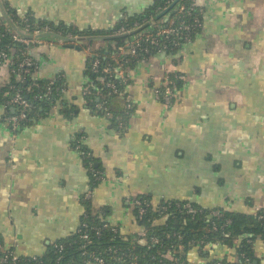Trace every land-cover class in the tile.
Returning a JSON list of instances; mask_svg holds the SVG:
<instances>
[{"label": "crops", "instance_id": "0c3cea01", "mask_svg": "<svg viewBox=\"0 0 264 264\" xmlns=\"http://www.w3.org/2000/svg\"><path fill=\"white\" fill-rule=\"evenodd\" d=\"M2 1L14 24L13 17L31 16L55 29L108 34L154 3ZM196 2L202 25L191 40L126 66L120 97L129 100V113L116 105L119 110H113L109 102L113 115L123 117L122 128L83 94L90 87L87 42L46 36L30 47L31 78L60 80L61 95L15 130L0 120V251L40 257L73 236L88 213L141 242L134 202L142 196L154 206L172 200L249 216L264 210V0ZM11 61L9 56L0 65V89L10 81ZM177 75V91L167 105L155 88ZM86 159L102 172L96 183ZM249 243L254 264H264V239L258 235ZM238 244H192L185 260L234 264Z\"/></svg>", "mask_w": 264, "mask_h": 264}, {"label": "trees", "instance_id": "16d2710c", "mask_svg": "<svg viewBox=\"0 0 264 264\" xmlns=\"http://www.w3.org/2000/svg\"><path fill=\"white\" fill-rule=\"evenodd\" d=\"M170 1L171 0H154L153 5L144 13L136 14L120 21L112 30H108L109 34H112L113 30H116L120 25L131 27L132 23L135 21H145L150 17L154 18ZM6 10L9 14L10 10ZM168 14L169 13H166L164 16L154 20L160 21L166 18ZM12 19L15 20L17 29H21V27L26 24L29 25L31 30L45 25L54 29V24L37 21L31 16L13 17ZM4 26L0 27V53L2 51H7L8 55L11 56L14 61L10 65V70L13 69V71L11 70L10 81L0 89V104L8 101L16 91H19L23 98L32 104V107L27 110L28 119L22 121L20 123V125H22L27 123L36 113H41L55 103L61 95V82L60 80L53 82L50 86V94L45 95L47 82H35L31 78L33 68L26 75H23L22 72L19 74L17 65L22 58V54L17 51L19 45L12 41L11 34L5 30ZM55 30L62 34L72 31L78 35L108 34L107 31L79 32L74 27L66 28L63 26H58ZM196 33H193L191 38H193ZM130 36L131 35H127L112 40L94 41L103 42L102 44H104L103 47L96 50L97 56L102 59V62H106L109 60L107 54L113 52V49L109 47V45H121L124 40ZM94 42L87 43L93 44ZM134 61L135 60H131L129 64ZM100 74L99 72L88 70V84L90 88L93 86L102 87L99 85L98 80ZM123 87L124 84L119 85V89L122 90ZM89 99L90 101H95L94 97ZM14 112L15 111H13L10 106H6L4 115ZM138 199L149 201V199L144 196ZM173 202L174 201L170 200L171 206L166 213H156L148 208V211L143 216L137 218L139 225L146 230L147 238L151 235L155 236L158 239L157 243L139 242L137 240L132 241L122 236L118 229L117 232H113L110 229H101V234L99 235L94 234L93 230H88L90 242L84 247H82L83 241L79 237V232H76L67 239L57 241V244H62L61 251H57L55 247L57 244H52L40 257L36 259L21 257L18 264H85L86 261L91 259V253L103 257L108 264H117L111 259L112 253L109 250L111 247L117 248L119 253L125 252L129 256H135L139 264H189L185 260L184 251L190 245H204L209 243L230 245L235 239L239 240V244L237 246L238 261L234 264H254L253 252L249 240H252L258 235L264 239V221L258 219L262 210L254 216H249L229 213L217 208L222 215L219 218H215L209 217L210 209H202V213H197L194 216L183 212H177L173 208ZM192 205L196 208H200L193 203ZM136 209L135 207V212ZM223 218H227L229 223L223 225ZM82 221H86L89 225L94 226H101V224L107 222L89 213L86 214V217H84ZM221 225H223L222 228ZM214 226H219V228L214 229ZM179 246L181 247L180 252ZM168 256H171L174 260H170ZM203 264L229 263L224 260H212Z\"/></svg>", "mask_w": 264, "mask_h": 264}, {"label": "built area", "instance_id": "2783aa9c", "mask_svg": "<svg viewBox=\"0 0 264 264\" xmlns=\"http://www.w3.org/2000/svg\"><path fill=\"white\" fill-rule=\"evenodd\" d=\"M171 0L169 4L172 2ZM168 4V5H169ZM167 5V6H168ZM161 11V10H160ZM159 11V12H160ZM168 16L160 21H155L153 18H149L148 25L140 29L130 37L124 40L121 45L115 44L109 45L113 49V52L107 54L108 59L106 62H102V59L97 56L96 50L101 48L100 43L93 46L92 44H85L83 46L84 51L90 57L89 69L92 72H99V85L102 87H88L83 90V94L89 98H95L94 108L102 111L107 117H110L117 123L118 128H122L124 119L119 114L114 116L109 108V102L111 98L115 96H122V90L119 89V85H125L127 83L126 66L131 60H137L146 58L155 52H172L179 49L183 42L191 40L193 33L198 32L201 28V15L202 9L197 5L196 0H178L168 11ZM135 21L131 27L120 25L116 30H113L112 34H119L126 32L130 29H134L145 22ZM5 25V26H4ZM4 26L5 30L11 34L12 41L19 45L17 51L22 54L21 60L18 62V73L22 72L23 75L28 74L34 67V63L29 55V49L32 45L40 43L44 38H37L36 35L40 32L52 30L49 26L45 25L37 29H30L26 24L21 29L8 30V24L0 15V27ZM61 33V32H58ZM62 34V33H61ZM68 35V34H67ZM71 36V35H70ZM1 37V34H0ZM9 55L7 51L0 53V65L8 60ZM14 60L12 59L11 63ZM13 71V69H11ZM181 76H168L163 84L155 88V96L158 100L169 105L174 98L177 91V82ZM116 79V80H115ZM52 82L46 84L45 95L50 94V86ZM105 90V91H104ZM125 98V97H123ZM124 108L122 112L124 114L129 113L130 103L127 97L124 99ZM5 110L6 106H10L14 113L0 115V120L6 121L10 124L13 130L20 126V123L28 119L27 110L32 107V104L23 98L19 91H16L14 95L6 102L2 104ZM79 148V143L77 144ZM86 157L88 156L85 151L81 152ZM93 181L96 183L102 179V172L93 167L92 162L87 161ZM90 195V194H89ZM137 218L143 216L150 208L156 213H166L171 206L170 200H164L156 206L152 205L148 200L136 199L135 202ZM173 208L177 212H183L185 214L195 215L202 213V208H196L189 201H174ZM221 212L218 209H210L209 217L219 218ZM86 217V214L85 216ZM258 219L264 221V210L259 214ZM223 225L228 224L227 218L222 219ZM221 225V228L223 227ZM214 229L219 226H214ZM101 229H110L113 232H117L115 226L105 222L101 226L89 225L86 221H82L79 229V237L83 241L82 247L90 242V236L88 230H93L94 234H101ZM138 240L143 242L157 243L158 239L155 236H149L147 238V232L143 230L136 234ZM57 251L62 250V244H57ZM112 253L111 259L117 264H139L135 256H129L125 252H118L117 248H109ZM181 247L179 246V252ZM170 260H174L171 256H168ZM20 256L14 250L0 251V264H18ZM36 259L37 257H32ZM85 264H108L106 260L94 253H91V259L86 261Z\"/></svg>", "mask_w": 264, "mask_h": 264}, {"label": "water", "instance_id": "95a60500", "mask_svg": "<svg viewBox=\"0 0 264 264\" xmlns=\"http://www.w3.org/2000/svg\"><path fill=\"white\" fill-rule=\"evenodd\" d=\"M178 0H173L168 6H166L165 8H163L160 12H158L155 17L153 19H158L161 16H164L167 11L177 2ZM0 15L1 17L4 19V21L6 23H8L13 29H17L16 25L13 23V21L11 20L7 10L4 7L3 1L0 0ZM149 23V21H145L143 24H141L140 26L134 28V29H130L126 32L123 33H119V34H103V35H75V36H69L67 34H61L58 33V31H55V28L50 30V31H44V32H40L39 34L36 35L37 38H44L46 36H54L57 37L58 39H60L63 42H92V41H100V40H112L115 38H119V37H124L127 35H131L136 33L137 31H139L140 29H142L143 27L147 26ZM70 47L79 49L80 47L78 45H68ZM124 99L123 97L120 96H115L111 99L110 101V105L112 107L113 105V110L118 111L119 109L115 108L116 106H121V108L124 107Z\"/></svg>", "mask_w": 264, "mask_h": 264}]
</instances>
